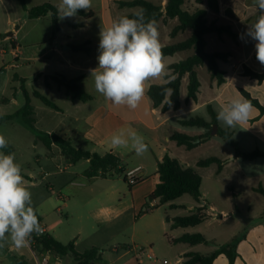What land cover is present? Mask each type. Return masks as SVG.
I'll list each match as a JSON object with an SVG mask.
<instances>
[{
	"label": "crops",
	"instance_id": "crops-1",
	"mask_svg": "<svg viewBox=\"0 0 264 264\" xmlns=\"http://www.w3.org/2000/svg\"><path fill=\"white\" fill-rule=\"evenodd\" d=\"M217 1L218 12L215 13L216 17L213 20L216 21L217 25L231 26L232 30L237 34V52L230 54L226 52L229 55L227 61L218 62L219 67L222 64L220 69L224 72V83L214 93L211 90L213 87L216 89V84L209 81V91H207L205 100L200 101L199 94L202 87L199 81L200 87L196 96L197 99L195 101L186 100L188 83V74H186L181 79L178 109L170 108L163 112L160 107L154 108L152 106L151 100L147 96V90L151 85L165 84L173 77L167 80L162 78L148 81L145 86V95L139 106L134 110L122 105H113L110 101L105 100L95 89L94 80L90 76L89 70L98 66L96 58L99 55L98 34L100 28L109 26L114 19L120 16L127 15L122 12L123 8H118L115 5V0H92V7L84 11L85 13H92L90 18L77 14L74 17L61 20L56 16L59 30L53 38H51L52 18L50 13L39 19H29L18 0H0V62L3 63V60L7 57H11V61L14 62L9 64V67L14 69L12 78H8L5 84L0 79V116L12 115L21 109L25 103L26 95L32 107L34 127L39 132L47 135L54 134L63 140L69 141L73 148L89 154H97L99 156L110 154L115 156L120 160L121 167L124 169L123 174H121L122 180L128 171L138 168L134 174L137 181L130 184V190L128 192L125 190L118 192L113 188L111 179L114 172L110 171L106 177H87L85 170L89 166L88 160H80L75 164L66 162L61 156L59 147L51 144L50 149H47L34 136L32 139L33 148L42 145L46 150L45 159L37 156L34 163L39 168L36 177L40 178L41 181H45L47 190L50 192L54 191V189L62 191L67 186H71L76 189L72 192L71 197H75L78 192L83 191V195L81 192V195H79L82 197L81 199L94 200L98 204L89 210V214L96 225L94 231L83 236L80 229L75 230V235L73 234L69 241L63 240L58 236L55 227L51 226L43 214L36 209L38 203L36 205L33 204L45 234L52 236L62 244L73 241L74 249L81 253L91 247L102 248L110 243L115 234L130 228V243L133 248L138 247L140 245L138 243L142 242L137 240V234L140 231L137 226L144 212L145 197L149 196L158 183L157 163L165 155H168L176 159L183 167H190L179 155H184L198 145L207 142L219 144L218 137L215 135L200 144L198 140L195 141L194 148L190 150H186L183 146H177L175 142L170 140L171 135L174 132L190 133V129L181 127L178 121L198 115L201 112L203 114L204 108L207 105L213 106L214 102L220 107L226 103L225 100H222L224 96L226 94L227 97L231 95L230 89H232V94L235 97L236 93L239 96L241 95L238 89L242 88L264 106V81L258 82L242 76L243 66L258 73L262 72V65L255 58V41L247 36H244L243 39L241 38L246 32L248 25L255 22L258 16L253 0ZM166 2L167 0H163L160 6H164ZM24 3L26 9L43 4H49L56 8L55 5L58 0H24ZM161 25L165 28L166 38L162 42L163 47L183 42L191 36V30L189 29L179 31L173 36L170 35L172 29L178 25L177 19H169L165 24L162 23ZM209 35L211 34L204 36L206 45H208L207 38ZM224 36L222 35L221 38H224ZM216 38L218 40L217 36ZM79 46H84L89 50H75V47ZM193 53L192 49L177 52L172 56L165 57V63L170 66L185 60ZM203 68L204 66L201 65L195 69L197 77L198 71ZM5 69L6 66L2 64L0 77L4 74ZM54 76H62L66 79L80 77L79 87L89 94L92 100L88 102L72 100L65 87L52 78ZM33 91L53 102L58 107V110L44 106L37 98L33 97ZM220 100L223 103H220ZM9 109L12 110L7 112ZM214 111L217 113L218 109ZM201 116L207 119L205 112ZM217 123L223 130L234 128L241 133L244 131V134L248 131L254 133L255 137L264 144V115H261L254 106L249 120L242 126L223 127L220 125V121L217 120ZM129 128L135 129L138 134L144 137L145 143L149 146L145 155L137 156L130 146L127 148H113L111 146L110 139L112 135L121 129L126 131ZM235 130H231V132L233 131L234 133ZM199 132L202 133L203 130L200 129ZM245 141L247 143L249 139L245 138ZM8 145L11 147L12 152L13 147L10 144ZM237 151L242 153L239 148ZM229 155L233 161L242 159L240 154L234 157L229 152ZM261 158L264 159V157ZM80 162L85 164L83 165L84 168L80 172L74 171L73 169ZM256 171L260 179L249 187V191L264 199V196L258 192V189L264 191V165H258ZM30 175L32 174H29V176L24 175V177L35 182L36 179L34 177L31 178ZM148 181H150V184L146 192H135L139 184ZM84 190H87V192ZM233 195H238V193H233ZM71 197L68 198V196L59 194L58 199L63 200V205L65 206V201L67 198L69 201ZM201 200L205 204L202 194ZM168 204H172V202ZM262 208V214H264V203ZM234 212H239V208L235 206ZM220 217L222 216L216 215V219ZM210 220H213V214L206 221ZM257 225V228L252 226L243 227L238 236L235 233L230 234L231 238L223 244H231L233 246L235 252L233 264H264V220ZM165 226L169 230H173V228H171V222H166L164 219V230L162 233L167 238V241L180 237L169 236L165 232ZM145 243L149 245V248L143 250L142 254L145 252L148 258V256H153L154 252L151 246L152 242ZM119 249H123L127 253L130 251V246L123 244L119 248H112L111 251L117 253ZM29 250L35 264H41L43 258L47 256L44 250L39 251V253L32 251L31 248ZM182 254L178 258L180 264ZM47 259L48 264H68V257L62 258L59 255L50 253ZM213 264H228V259L222 254L214 260Z\"/></svg>",
	"mask_w": 264,
	"mask_h": 264
},
{
	"label": "rangeland",
	"instance_id": "rangeland-1",
	"mask_svg": "<svg viewBox=\"0 0 264 264\" xmlns=\"http://www.w3.org/2000/svg\"><path fill=\"white\" fill-rule=\"evenodd\" d=\"M128 1L133 0H115V5L118 8H123L122 12L127 15L138 12V7L129 8L121 7L119 5L120 2ZM146 1L157 6H160L163 2V0ZM206 3L207 0H201L198 3L196 0H186L184 1L183 9L188 10L189 12H192L197 8L206 9V19L210 22L215 19L216 14L207 8ZM158 23L160 41L162 43L166 39L165 28L161 25L162 23L165 24L163 18H160ZM215 35L216 34H211L208 36V45L205 47L206 52H228L229 54L237 52V41H233L231 37L226 34H222L225 35L224 38H221L222 35H216L218 37L217 40ZM11 63H14L11 61V57L5 58L3 63L0 62V67L2 64L3 66H6L4 74L0 77V79L4 81V84L7 82L8 78H12L14 74V69L9 67V64ZM202 66H204V68L198 71V78L202 87L199 94L200 101L205 100L207 91H209V81L215 82L210 78L206 64L204 63ZM221 66L222 64H220V67ZM217 89L219 90V86L216 84V89L213 87L211 91L215 93ZM232 93V89H230L231 95L227 97L226 94L222 100L227 102L231 98L239 97L238 93H236L235 97ZM220 103L223 102L220 100ZM212 105L214 110H219L220 107H218L216 102ZM10 110L12 109L7 110V112H10ZM204 112L206 114V107L204 108ZM204 112L203 114L201 112L198 115H204ZM220 125L225 127L221 122ZM228 129L229 128H226L224 130L231 135V139L233 142L237 143V146L242 153H250L256 149L264 151V144L255 137L254 133L248 131L244 134V131L241 133L240 131L231 128V130H235L233 133V131L231 132V130ZM199 131L200 129H190L189 135L198 137L206 132L203 131L200 133ZM0 134L4 135L8 140V144L13 147V151L10 153L15 154L16 162L21 165L23 177L24 175L29 176V174H32L30 177L36 179L34 182L33 180L31 181V179H26L24 177L27 187L32 194L33 204L36 205L38 203L36 209L39 213L43 214L46 221L49 222L51 226L55 227L58 236L63 240L69 241L71 240V236H73V234L75 235V230L80 229L83 236L93 232L96 225L89 214V210L98 205L96 201L81 199L82 197L79 195H83V191H80L81 194L78 192L77 196L71 197L72 192L76 190L71 186H67L62 191L54 189V191L50 192L46 188L45 181H41L40 178L36 177L39 168L36 167L34 163L35 158L40 156L45 159L46 150L42 145L33 148L32 139L35 134L29 131L18 118L0 124ZM244 136L249 139V142L246 143ZM222 139V137H218L219 144H216V142L200 144L207 139L198 141L200 145L196 148L184 155H179L188 166L201 176L202 182L200 192L205 199V206H207L210 213L213 214V220L204 221L198 226L186 229L175 228L169 230L168 227L165 226V232L171 237H178L184 233H200L205 237L207 244H199L194 247L185 244H174L167 241V238L163 236L164 219L166 217H169L170 219L183 217L194 211L197 204L190 195L185 194L175 199L172 204L176 207L172 209L169 208L170 204H160L158 200L150 202L148 197H145L147 208L151 203H153V208L149 211H145L143 208V211L145 212L141 215L142 217L137 226V228H140V231L137 234V240L142 243H138L140 245L133 248V245L129 240L131 234L130 228L124 232L115 234L110 240V243L101 248L103 251L104 264H180L178 258L184 252L207 254L213 251L216 247L223 246L225 242H228L231 238L230 234L235 233V235L238 236L243 227L252 226L257 228V224L264 220V214H262L264 199L258 195L252 194L249 191V187L260 179L257 175L258 172L256 169L258 165H264V159H241L233 161L231 160L229 152H231V155L234 157H237L239 152L227 142H222ZM211 156L216 157L221 161V167L219 170L218 164H212L207 168L196 167L195 163L198 160ZM83 165L85 164L80 162L73 170L80 172L84 168ZM111 179L113 181V188L116 191L121 192L125 190L128 192L130 190L126 182L122 180L121 173L115 172L114 175L111 176ZM149 184L150 181L139 184L136 187L135 192H146L149 188ZM84 191L87 192V190ZM233 193H238V195L234 196ZM59 194H62V196H68V198L71 197L69 201L68 198L66 201L64 200L66 203L65 206L63 205V200L58 199ZM235 206L239 208V212L237 213L234 212ZM216 215L222 217L216 219ZM145 242H152L151 246L154 252L153 258H147L145 252L142 254L143 250L149 248V245ZM123 244L130 246L129 252L125 253L123 249H119L117 253L111 251L112 248H119ZM29 249L30 244L25 248L16 249L10 242L3 243V246H0V264H35ZM37 253H39V251H37ZM67 261H70L69 258Z\"/></svg>",
	"mask_w": 264,
	"mask_h": 264
},
{
	"label": "trees",
	"instance_id": "trees-1",
	"mask_svg": "<svg viewBox=\"0 0 264 264\" xmlns=\"http://www.w3.org/2000/svg\"><path fill=\"white\" fill-rule=\"evenodd\" d=\"M18 1L21 7L26 11L27 17L29 19H39L50 13L52 18L51 38H53L59 30L56 20V8L49 4H43L31 9H26L24 0ZM199 1L201 0H196L197 3ZM119 5L121 7L139 8L138 12L126 15L130 18H134L137 13L143 12L146 20L154 18L158 22L160 18H163L164 22H166L169 19H177L178 25L172 29L170 33L171 36L185 29L191 30V36L187 40L163 47V53L165 57L172 56L177 52L191 49L194 51V53L185 60L168 66V69L171 71V73L164 79L167 80L170 77L173 78L169 79L165 84L151 85L148 88L147 96L151 100L152 106L154 108L160 107L161 111L163 112L170 108L178 109L180 104L179 88L181 79L186 74H188L186 100L195 101L200 87L195 69L204 63L206 64L210 78L214 80L218 86L224 83V72L220 69L218 62H226L229 55L225 52H206V42L204 36L207 34H216L218 36L226 34L236 42L237 34L232 30L231 26L217 25L214 20L208 22L206 19V9L197 8L192 12L183 9L184 0H167L164 6L154 5L153 3L146 0L120 2ZM206 5L211 12H218L217 0H207ZM77 14L86 18H90L92 16L91 12L85 13L84 11H80ZM75 50L88 51L89 49L84 46H79L75 47ZM242 76L262 82L264 81V65H262L261 73L255 72L248 67L243 66ZM52 78L60 85L65 87L72 100H77L80 102H88L92 100V97L79 87L78 82L80 77L66 79L62 76H54ZM165 89H171V92L166 93ZM238 90L243 97L248 99L251 104L259 110L261 115H264V106H262L256 99L252 98L250 94L244 89L239 88ZM32 95L33 97L37 98L44 106L50 109L58 110V107L53 102L40 95L38 92L33 91ZM206 114L207 119L199 115H194L178 121V124L181 127L188 129H202L203 131H206L204 134L198 137H193L186 133L174 132L171 135L170 140L175 142L177 146H183L186 150H190L194 148L195 141H203L216 135L220 138L222 137V141L227 142L229 145L235 147V149L238 150L236 142H233L231 139V135L226 130L221 129L218 126L217 113L213 110L211 105L206 106ZM14 118H18L29 131L33 132L35 137H37L42 142L45 148L50 149L51 144L59 147L61 156L66 162L75 164L80 160H88L89 166L85 170V175L87 177H106L110 171L123 174L124 169L121 167V162L115 156L110 154H105L104 156L89 154L87 152L73 148L69 141L63 140L54 134L47 135L45 133L39 132L34 127L32 107L30 106L29 99L26 95L25 103L21 109L12 115L0 116V123L7 122ZM3 151L6 154L10 153L11 147L8 145V147ZM239 154L243 160H253L264 157V151H259L258 149L250 153ZM212 164H218V170L221 167V161L218 158L212 156L198 160L196 162V167L207 168ZM157 175L158 183L148 196V200L150 202L158 200L160 204H168L173 202L175 199L187 194L193 198L196 204H198V206L194 208V211L187 216L175 217L172 219L166 217L165 221L171 222V228L185 229L195 227L212 217L209 209L201 200L200 186L202 178L192 168L183 167L176 159L165 155L163 159L157 163ZM123 181L127 182L125 176L123 177ZM128 188H130V184H128ZM258 192L264 196V191L258 189ZM175 207L176 206L173 204L169 205V208L171 209ZM143 208L146 211L147 204H145ZM170 242L189 246L207 244L205 237L200 233H184L178 238L170 239ZM30 248L34 252L44 250L49 251L51 254L59 255L62 258L68 257L70 260L68 264H104L102 254L103 251L101 248L91 247L79 253L74 249L73 241L67 244H62L55 240L52 236L45 233L42 235H37L34 233L30 242ZM222 254L227 257L228 264H233L235 252L231 244L223 245L207 254L186 252L182 254L181 264H213L214 260Z\"/></svg>",
	"mask_w": 264,
	"mask_h": 264
},
{
	"label": "clouds",
	"instance_id": "clouds-1",
	"mask_svg": "<svg viewBox=\"0 0 264 264\" xmlns=\"http://www.w3.org/2000/svg\"><path fill=\"white\" fill-rule=\"evenodd\" d=\"M258 16L241 36L255 41L257 61L264 65V0H253ZM57 16L74 17L92 7V0H58ZM158 22L145 19L143 12L134 18L120 16L109 26L101 27L97 56L98 66L90 69L96 91L115 106L136 109L145 95L146 83L169 76ZM170 93L171 89H165ZM253 111L251 102L240 95L220 106L217 120L227 127L245 124ZM113 148L131 147L137 156L148 152L149 146L135 129H121L110 139ZM8 140L0 134V246L10 242L16 249L27 247L33 234L42 227L32 194L22 175L14 153H5Z\"/></svg>",
	"mask_w": 264,
	"mask_h": 264
},
{
	"label": "built area",
	"instance_id": "built-area-1",
	"mask_svg": "<svg viewBox=\"0 0 264 264\" xmlns=\"http://www.w3.org/2000/svg\"><path fill=\"white\" fill-rule=\"evenodd\" d=\"M138 170V168H136V169H134V170H131V171H128L127 173H126V176L125 177H127V182H128V184H133V183H135L136 181H137V179H135V177H134V174H135V172ZM153 203H151L150 204V206L146 209V211H149V210H151L152 208H153V205H152ZM42 234H44V229L42 228V232H41V234L40 235H42ZM45 253H46V255L47 256H49V254H50V252L49 251H45ZM47 256L45 257V258H43V261H42V263L41 264H48V262H47ZM153 258V256L151 255V256H148V258Z\"/></svg>",
	"mask_w": 264,
	"mask_h": 264
}]
</instances>
